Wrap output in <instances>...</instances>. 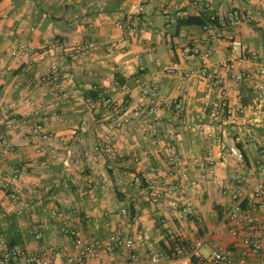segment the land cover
<instances>
[{
    "label": "crops",
    "instance_id": "obj_1",
    "mask_svg": "<svg viewBox=\"0 0 264 264\" xmlns=\"http://www.w3.org/2000/svg\"><path fill=\"white\" fill-rule=\"evenodd\" d=\"M249 7L258 10L250 0H0L2 244L19 238L28 251L67 254L71 241L61 228L69 223L83 238L123 233L142 260L205 232L217 247L238 252L220 225L230 194L219 192L197 166L212 148L220 155L215 176L228 188L239 174L249 200L257 183L264 186V172L257 170L264 164V74L244 56L264 48V6L214 44L201 41L202 27L177 28V22ZM232 40L241 44L233 52ZM85 41L91 49L72 51ZM184 47L198 53L185 57ZM150 82L157 84L156 98L141 95ZM212 133L221 137L219 148L210 146ZM105 137L112 139L109 151L100 150L90 165L87 158ZM172 137L185 184L199 191L197 232L188 230L181 206H170L174 199L182 204L181 192L152 196L170 184L164 162ZM229 146L242 152L241 162L226 154ZM135 177L142 181L138 188ZM64 203L71 208L68 219L54 217ZM251 211L264 227V205ZM36 222L47 227L39 241L27 233ZM90 264L130 262L118 251ZM246 264H264V255L249 256Z\"/></svg>",
    "mask_w": 264,
    "mask_h": 264
},
{
    "label": "built area",
    "instance_id": "obj_2",
    "mask_svg": "<svg viewBox=\"0 0 264 264\" xmlns=\"http://www.w3.org/2000/svg\"><path fill=\"white\" fill-rule=\"evenodd\" d=\"M201 3L202 0H192ZM255 4L258 10L249 8H232L222 15L210 14L207 23L202 27L201 41L206 44H214L219 41L223 35H228L229 31L239 24L249 23L255 15L260 12L259 7L264 6V0H250ZM144 7L139 6L138 13L143 12ZM92 43L83 42L73 47V52L82 54L92 48ZM239 41L232 40L229 43L230 50L233 52L236 48H240ZM185 57L198 53L196 48L184 47L181 51ZM245 57L257 61L264 74V48L258 52H244ZM225 66V64L223 65ZM176 65L168 67L165 72L169 75L174 74ZM205 72H202L204 75ZM50 77L45 76V79ZM237 80L240 76L236 77ZM141 95L145 98H156L158 95V87L154 82H150L141 88ZM106 103L108 101L106 100ZM224 106V105H222ZM177 107V106H176ZM155 108L150 107V111L154 112ZM7 118L12 117V113L6 114ZM211 147L219 148L222 140L220 135L212 133ZM45 139V136L43 137ZM112 139L105 137L102 141L101 148L94 147V154L87 158L90 165L96 161V155L103 150L108 152L111 147ZM226 154L235 158L238 162L243 160L242 152L234 146L226 149ZM220 160V155L215 154L212 148L206 151L204 158L198 163V168L210 183L222 194L229 193L231 203L222 211L220 225L225 228L230 238L237 241L240 247L238 252L217 247L210 241L212 233H203L194 241H179L168 247L166 250H156L152 252L145 260H142L137 253L133 251L132 240L121 232H113L105 237H81L74 228L69 224H65L61 228L62 234L71 241V251L67 254L55 251L51 248L42 250L28 251L21 245L6 246L0 241V264H11L17 259H22L24 264H90L91 260L97 259L102 253L125 252L128 256L130 264H246L249 256L264 255V227L256 223L253 218L251 208H263L264 205V186L257 183L252 194V200L248 199L246 194L241 190L240 184L243 181V175L239 174L233 178L235 184L232 188H228L215 176ZM165 170L166 176L170 184L156 191L152 196L155 200L162 199L166 195L182 193L183 202L179 204L177 200H172L170 206L179 208L185 214V219L189 223L188 230L197 232L196 224H200L201 220L194 211V200L199 196V191L190 185H186V173L184 171V160L178 150L175 137H172L165 149ZM258 173L264 172V164L258 165ZM19 173L18 169H14L12 178H16ZM139 177L133 178V185L138 188L141 186ZM16 199L15 196H11ZM244 202L247 206H243ZM216 213V211H215ZM71 214V208L68 204H62L59 210L53 211L52 215L61 219H68ZM46 225L41 222L31 224L28 229V235L35 241H39L46 232ZM209 244L207 255H202L201 248ZM61 260H63L61 262Z\"/></svg>",
    "mask_w": 264,
    "mask_h": 264
},
{
    "label": "trees",
    "instance_id": "obj_3",
    "mask_svg": "<svg viewBox=\"0 0 264 264\" xmlns=\"http://www.w3.org/2000/svg\"><path fill=\"white\" fill-rule=\"evenodd\" d=\"M209 15L210 13H200L196 17L182 18L177 22V28H180L182 26H190V25L203 27L207 23ZM19 244H20L19 238H12L11 241L8 243V246L19 245Z\"/></svg>",
    "mask_w": 264,
    "mask_h": 264
},
{
    "label": "rangeland",
    "instance_id": "obj_4",
    "mask_svg": "<svg viewBox=\"0 0 264 264\" xmlns=\"http://www.w3.org/2000/svg\"><path fill=\"white\" fill-rule=\"evenodd\" d=\"M24 221H25V219H24ZM201 249H202V252L207 255V253L209 251L208 247L206 245H204Z\"/></svg>",
    "mask_w": 264,
    "mask_h": 264
}]
</instances>
